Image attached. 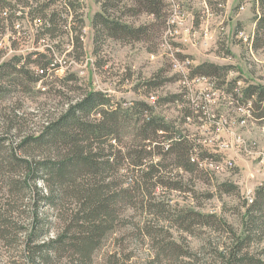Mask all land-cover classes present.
Masks as SVG:
<instances>
[{"label":"rangeland","instance_id":"obj_1","mask_svg":"<svg viewBox=\"0 0 264 264\" xmlns=\"http://www.w3.org/2000/svg\"><path fill=\"white\" fill-rule=\"evenodd\" d=\"M103 2L30 0L29 8L18 7L14 28L6 24L1 35L0 62L42 53L50 65L44 75L40 67L27 65L28 77L38 81L26 90L6 87L0 96V138L9 136L16 147L90 92L103 94L125 110L137 102L152 106L155 116L174 124L193 142L192 159L200 162L199 170L188 173L170 167L165 174H171L172 186L181 191L159 187L146 202L136 195V205L125 210L123 221L93 252L90 264H215V249L231 244L227 229L191 226L181 218L192 213L215 215L240 235L248 209L264 191V121L256 120L258 112L246 117V104L253 105L255 99L241 97L239 103L233 96L250 86H264V31L257 33V19L264 18V11L258 0H165V20L175 10L178 18L173 35L159 24L147 41L96 42L92 23ZM47 4V14L55 13L57 25L51 36L38 41L42 25L29 12ZM116 17L136 28L156 24L148 14ZM205 64L227 70L222 78L208 77L198 71ZM149 82L157 85L147 87ZM173 96L180 97L177 103L166 101ZM187 110L192 111L189 118ZM9 146L10 142L0 147L1 159L11 155ZM203 156L208 160L202 161ZM132 170L125 165L126 180ZM20 179L0 177V264H45L29 257L27 240L38 202L30 193L11 189L9 182L21 185ZM37 186L44 191L42 182ZM154 206L161 212L156 213ZM59 208L61 212L40 204L45 224L38 244L62 235L68 227V216ZM167 244L176 245L178 253H162ZM248 251L251 258L264 261V233L255 237ZM74 259L78 260L52 256L48 264H79Z\"/></svg>","mask_w":264,"mask_h":264},{"label":"trees","instance_id":"obj_2","mask_svg":"<svg viewBox=\"0 0 264 264\" xmlns=\"http://www.w3.org/2000/svg\"><path fill=\"white\" fill-rule=\"evenodd\" d=\"M103 1L102 12L94 16L92 23L96 42L104 38L129 43L147 41L162 24L166 32L169 30V20H165L164 14L165 0ZM258 4L264 11V0H258ZM29 5L30 0H0V44L6 24L13 29V22L19 18L18 7L25 9ZM49 7V4L37 6L29 12L32 19L42 25L43 34L38 41L51 36L57 25L55 13L47 14ZM72 8L76 9L73 5ZM116 13L122 17L148 14L154 17L156 24L136 28L122 22ZM261 30L264 31V18L257 19V33ZM251 45L253 41H250ZM33 57L37 60L32 61ZM45 58V54L34 53L26 58L15 56L0 62V96L6 94V87L26 90L28 84L36 83L38 79L28 77L27 65L40 67V73L44 75L50 65ZM226 70L213 64H205L198 69L208 77L221 78ZM154 85L157 84L149 82L146 86ZM234 93V101L239 103L241 97L247 101L255 99L254 106L247 102L249 115L246 117H254V112H258L256 120L264 121V86H250L244 92ZM178 98L173 96L166 101L177 103ZM196 108L203 110L199 106ZM185 115L189 118L192 111L187 110ZM13 129L15 127L7 134H11ZM175 129L174 124L155 116L152 106L144 102H137L125 110L120 105L113 106L103 94L90 92L48 122L40 133L22 138L16 147L9 136L0 138V147L10 142L12 150L11 155L2 156L4 159L0 157V177L18 176L23 184L11 180V189L30 193L33 202H38L27 240L30 259L48 264L52 256H68L76 257L78 260L74 261L79 264H90L93 252L123 221L125 210L136 205V195L146 202L153 199L159 187L181 191L179 186H172L171 174L165 172L171 167L194 173L199 170L200 162L192 159L196 151L193 142ZM127 137L130 140L125 142ZM156 157L159 162H156ZM204 157L202 161L208 160ZM125 165L133 167L130 180H126ZM120 177L126 181L122 182ZM31 182L35 185L33 189L29 185ZM39 182L44 184V191L38 188ZM257 195L258 199L248 209L246 229L240 235L227 221L215 215L192 213L181 218L191 226L199 224L215 231L227 229L225 232L231 244L215 249V264H264L262 260L251 258L248 251L255 237L264 233V191ZM40 204L60 212L59 207H63L64 214L68 216V227L62 235L46 238L38 244L44 235L45 224L40 218ZM159 212L161 210L156 208V213ZM187 229L192 233V228ZM169 252L178 253L177 246L167 244L162 247V253Z\"/></svg>","mask_w":264,"mask_h":264},{"label":"built area","instance_id":"obj_3","mask_svg":"<svg viewBox=\"0 0 264 264\" xmlns=\"http://www.w3.org/2000/svg\"><path fill=\"white\" fill-rule=\"evenodd\" d=\"M176 19H178V18L176 16V10H175V11H173V13H172V15L170 16V19H169V32H168V34H172L173 35V32L171 30H173V28L177 24ZM241 35H243V34H241ZM187 63H188V65L190 64V62H188V61H187ZM198 80L199 79H194L193 81L197 82Z\"/></svg>","mask_w":264,"mask_h":264}]
</instances>
